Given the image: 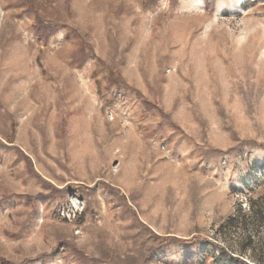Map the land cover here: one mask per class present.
I'll use <instances>...</instances> for the list:
<instances>
[{
    "label": "rangeland",
    "instance_id": "1",
    "mask_svg": "<svg viewBox=\"0 0 264 264\" xmlns=\"http://www.w3.org/2000/svg\"><path fill=\"white\" fill-rule=\"evenodd\" d=\"M0 264H264V0H0Z\"/></svg>",
    "mask_w": 264,
    "mask_h": 264
},
{
    "label": "trees",
    "instance_id": "2",
    "mask_svg": "<svg viewBox=\"0 0 264 264\" xmlns=\"http://www.w3.org/2000/svg\"><path fill=\"white\" fill-rule=\"evenodd\" d=\"M206 1V3H208L209 2V0H205Z\"/></svg>",
    "mask_w": 264,
    "mask_h": 264
}]
</instances>
